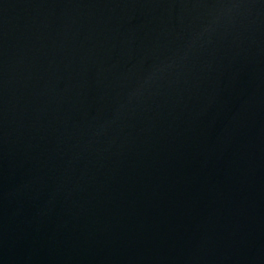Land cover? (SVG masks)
Listing matches in <instances>:
<instances>
[{
    "label": "water",
    "instance_id": "obj_1",
    "mask_svg": "<svg viewBox=\"0 0 264 264\" xmlns=\"http://www.w3.org/2000/svg\"><path fill=\"white\" fill-rule=\"evenodd\" d=\"M0 264H264V0H0Z\"/></svg>",
    "mask_w": 264,
    "mask_h": 264
}]
</instances>
